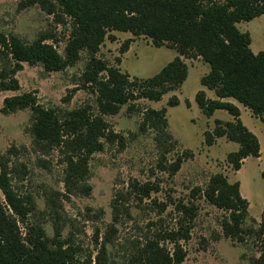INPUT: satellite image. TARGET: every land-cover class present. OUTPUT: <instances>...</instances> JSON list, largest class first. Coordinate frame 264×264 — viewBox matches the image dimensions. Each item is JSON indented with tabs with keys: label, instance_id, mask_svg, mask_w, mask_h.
<instances>
[{
	"label": "trees",
	"instance_id": "trees-1",
	"mask_svg": "<svg viewBox=\"0 0 264 264\" xmlns=\"http://www.w3.org/2000/svg\"><path fill=\"white\" fill-rule=\"evenodd\" d=\"M34 4L41 5L54 14L58 22L69 23L70 34L62 55L57 47L48 42L53 36H41L31 42L23 41L15 34L0 32V45L12 59V65L0 67V93L18 90L21 85L16 73L23 69V62L41 63L47 71H61L74 65L82 50H87L89 60L83 73V87L92 88L97 94V110L86 104L71 110L45 107L38 101L35 91L23 92L4 98L1 112L10 113L31 108L35 150L49 153L55 148L67 151L65 159L64 184L66 192L53 191L48 205L54 215V235L30 219L35 210L30 193H22L13 183L10 159L0 161V264H109L107 243L112 241L116 230L113 222L101 241L97 238L98 253L83 254L73 232L63 237L65 221L56 198L62 194H89L92 187L87 182L93 153L102 151L106 141L124 144V138L117 139L106 114H116L122 105L130 106L139 98L158 101L169 90L181 86L188 76V66L183 57L202 56L210 64V71L201 78V83L213 89L217 98H208L204 90L196 94V101L203 112L211 116L217 109H225L235 117V121L223 123L216 119L213 131H206L205 142L212 145L217 137L226 136L239 143V148L227 155L233 169L241 168L243 159L260 156V143L243 123L241 110L226 98H235L264 122V50L253 52L251 35L241 31L237 23L249 21L264 13V0H21L22 8ZM68 18V21L67 19ZM112 30L130 31L134 35L145 34L152 38L155 46L176 48L178 55L157 74L148 78H130L127 72L111 66L97 57V52L106 37L115 39ZM132 38L126 39L121 51L129 49ZM72 89L64 101L73 96ZM169 105L179 104L177 96H172ZM189 105L190 102L187 101ZM167 108H149L145 111L144 124L153 127L160 147L176 143L168 131ZM8 153L16 155L18 149L10 147ZM192 156L187 150L162 168L174 175L185 158ZM264 177V170L262 171ZM159 184L145 183L141 192L149 196L159 191ZM200 193L211 204L228 212L222 220L223 234L240 242L254 237L260 243L259 256L251 258V264H264V208L257 227H244L249 214V202L240 192L238 181L231 183L221 173L210 178L207 187ZM114 211L117 203L113 204ZM198 206L181 203L183 212L180 226L176 230L160 233L151 239L133 256V264H182L186 251L180 243L190 238L191 223ZM19 222L25 227L24 235ZM67 222L70 223L68 220ZM73 227L75 226L70 223ZM173 243L169 250L161 241Z\"/></svg>",
	"mask_w": 264,
	"mask_h": 264
},
{
	"label": "rangeland",
	"instance_id": "rangeland-1",
	"mask_svg": "<svg viewBox=\"0 0 264 264\" xmlns=\"http://www.w3.org/2000/svg\"><path fill=\"white\" fill-rule=\"evenodd\" d=\"M20 1L0 0V32L15 34L25 42L53 36L47 41L65 55L71 30L69 23L58 22L54 14L39 4L22 8ZM237 25L241 31L250 33L253 52L264 50V13ZM109 33L115 35V39L106 37L96 55L127 72L131 79L154 76L179 54L168 44L155 46L152 38L145 34L134 35L121 30ZM128 38L133 40L129 49L122 52L121 45ZM182 59L188 66V76L181 86L169 90L158 101L139 98L131 102L134 103L131 106L129 103L122 105L118 113L105 115L117 139L124 138V144L105 140L104 149L92 154L87 179L92 187L90 193L60 194L56 198L62 221L66 222L63 237L73 232L83 254L95 257L100 246L96 239L102 240L116 214V230L112 232V241L107 243L109 264L136 263L133 256L151 239L178 229L182 219L188 220L183 218L179 205L195 203L198 209L191 223L190 238L180 242L186 251L182 264H251V258L259 256L260 243L254 237L240 242L223 234L222 220L228 212L211 204L200 191L218 173L231 183L238 181L242 196L249 202V214L243 225H259L264 208V177L261 174L264 170V122L235 98H226L239 106L243 123L257 135L260 143L259 157L248 156L239 170L233 169L227 155L237 150L239 143L221 136L208 145L205 133L214 130L216 119L225 123L235 121V117L225 109H217L211 116L203 112L196 101L197 92L204 90L208 98H217L213 89L201 83V78L211 69L210 64L202 56H182ZM88 60L89 54L84 49L74 65L61 71L50 72L41 63L23 62V69L16 73L20 89L0 93V161L9 158L10 166L17 169L11 174L15 187L22 193H30L35 204L30 219L34 224H41L49 236L54 235V215L48 199L53 191L66 192L63 179L67 151L61 148L49 153L35 150L29 130L33 122L31 108L6 114L1 112V107L7 96L35 91L39 103L45 107L71 110L91 104L94 111H98V93L83 87ZM10 65L12 59L0 45V67ZM74 88L71 99L64 101L63 97ZM172 96L178 97L179 104H168ZM163 107L167 108L168 131L176 141L167 146L165 155V147H160L156 141V130L144 124L147 109ZM10 147L18 149V153H8ZM187 150L192 156L185 158L174 175L162 168ZM145 183H158L160 190L145 196L141 192ZM0 197L4 199L1 189ZM114 203H117L116 211ZM68 220L75 226L72 227ZM19 226L24 235L25 227L21 222ZM161 242L173 250L174 245L169 240Z\"/></svg>",
	"mask_w": 264,
	"mask_h": 264
},
{
	"label": "crops",
	"instance_id": "crops-1",
	"mask_svg": "<svg viewBox=\"0 0 264 264\" xmlns=\"http://www.w3.org/2000/svg\"><path fill=\"white\" fill-rule=\"evenodd\" d=\"M228 100H231V99H228Z\"/></svg>",
	"mask_w": 264,
	"mask_h": 264
}]
</instances>
